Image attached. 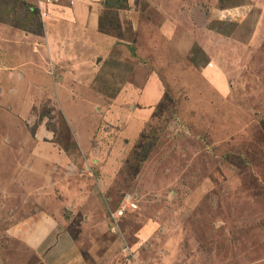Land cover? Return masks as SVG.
Segmentation results:
<instances>
[{
  "label": "rangeland",
  "instance_id": "1",
  "mask_svg": "<svg viewBox=\"0 0 264 264\" xmlns=\"http://www.w3.org/2000/svg\"><path fill=\"white\" fill-rule=\"evenodd\" d=\"M73 3L115 45L50 63L45 35L63 47ZM0 37V70L18 53L49 79L32 89L0 71V180L44 164L80 185L115 264H264V0H0ZM150 72L164 94L129 141L105 116ZM5 191L0 207L16 208ZM65 210L77 237L81 210ZM0 257L39 264L1 234Z\"/></svg>",
  "mask_w": 264,
  "mask_h": 264
},
{
  "label": "crops",
  "instance_id": "2",
  "mask_svg": "<svg viewBox=\"0 0 264 264\" xmlns=\"http://www.w3.org/2000/svg\"><path fill=\"white\" fill-rule=\"evenodd\" d=\"M73 4L74 9L70 11V15L64 17L66 22L62 20L66 26L61 36V39H65L63 47L54 43V37L51 34L45 35L46 55L50 63L57 62V56L59 58L62 56L66 60L72 59L73 62L83 60L81 63H84L86 60L88 63L92 57L97 59L107 54L115 45L114 39L98 33L97 24L93 18L83 16L81 4ZM3 32L8 36L6 30ZM1 40L0 37V42ZM12 40L21 43L18 44L19 49L25 48L24 44L29 41L20 33H16ZM43 53L42 50L39 51L40 55ZM1 56H3L2 64L4 62L6 64L0 71L19 76L22 87L30 85L32 89L36 86L40 89L49 83L46 75L42 74L43 68L35 70L23 55L17 53L15 56H10L9 53H1ZM73 58H76V61ZM81 63L79 61L77 64ZM159 78L157 73L150 72L142 85L127 86L113 99L111 110L105 119L109 123L122 126L123 138L133 141L140 134L146 121L150 120L155 105L162 100L164 94ZM54 84L56 90H62L59 82L56 81ZM17 95L19 93L13 95L14 98ZM43 166L44 164L37 171L28 172L25 178L23 174L20 179L14 177L10 180H0V191L4 189L6 197H15L20 200L16 208L11 200L5 202L6 210L0 207L2 237L20 244L39 264H106V261L109 264H115L116 261H113L112 253H110L111 248L115 250V244H97L98 241L93 236L97 232H93L91 227H96L97 224H95L96 220L92 219V215L84 211L87 206L83 202L85 200L83 189H80V185L72 188V185L67 183V179L47 176V173L43 172L46 166ZM17 180L18 183H15ZM41 185L45 186L38 189ZM58 186L61 187V194L66 195V199L60 200L54 194L51 195V191L54 193L55 187ZM82 203L84 206L80 209L79 205ZM67 207L71 209L73 207L74 215L80 210L83 215L79 218L77 237L71 234L70 226L74 218L66 214ZM2 224L6 226L3 227ZM117 255H121L120 251Z\"/></svg>",
  "mask_w": 264,
  "mask_h": 264
}]
</instances>
